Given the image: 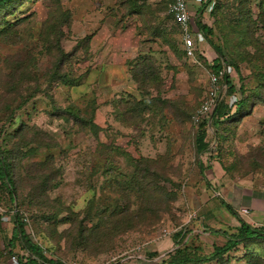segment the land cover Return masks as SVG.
<instances>
[{
	"label": "rangeland",
	"instance_id": "obj_1",
	"mask_svg": "<svg viewBox=\"0 0 264 264\" xmlns=\"http://www.w3.org/2000/svg\"><path fill=\"white\" fill-rule=\"evenodd\" d=\"M170 2L9 0L0 8V82L19 71L14 88L0 89V157L11 180L0 178V207L25 212L31 242L64 263L145 256L143 264H162L174 249L163 230L190 224L216 196L213 164L233 183L264 187V0H215L193 57ZM212 68L222 76L220 106L194 122ZM143 161L170 196L157 219L126 216L138 207L137 186L143 191ZM1 210L0 264H12L21 250ZM230 232L214 259L187 250L175 264H264V236Z\"/></svg>",
	"mask_w": 264,
	"mask_h": 264
},
{
	"label": "trees",
	"instance_id": "obj_2",
	"mask_svg": "<svg viewBox=\"0 0 264 264\" xmlns=\"http://www.w3.org/2000/svg\"><path fill=\"white\" fill-rule=\"evenodd\" d=\"M172 1L173 0H171L169 5L172 3ZM8 2H9V0H0V8H5L8 4ZM210 2L212 5H214L215 0H209V2L207 1V3H210ZM169 5H168V7H169ZM212 11H213V7L211 9V12ZM197 25L200 28V30L202 31V33L205 35L206 34V32H205L206 28L204 26V23L197 21ZM61 33L62 32L59 31V34L56 37L57 39H60L62 37ZM60 71L61 70L58 69L56 74H59ZM13 72H14V76H15L16 80L15 81L7 80L8 78L6 80H3L2 82H0V89L8 90V89L14 88V86L16 85V82H17V76L19 74V71L16 69V70L11 71V73H13ZM11 73L8 76L9 78L12 75ZM211 73L215 74L217 76V78H218L217 83L219 86H222V76L218 72H216L213 68L211 69ZM0 81H1V78H0ZM205 98H206V96H205ZM219 98H220V96H219ZM219 98H218L216 108L212 114L213 116H214V114H217L216 110L220 106L218 104L220 101ZM18 103L20 104L22 102L19 101ZM202 103H203V101H202ZM202 103L200 104V106L202 105ZM206 124H207V119L202 120L199 123V125H197V126H199V128L202 127V129H205ZM1 131L2 130H0V133L4 132V131H2V132ZM4 135L6 136L7 134H4ZM1 141L4 142L5 138H3ZM147 162L148 161H143L139 165L140 168L137 167V173H139L140 176L137 178L136 183H138L140 185V187H143V191H140L138 186H137V191L139 193V196L136 198V203L138 204L137 209L138 208L139 209L138 210L136 209V211L133 213L132 212L126 213V216L129 214L132 217V216H138L141 214V216L142 215L147 216L146 219H149V218H156L157 219V218H160L159 213L161 211H165L169 208L168 204L170 203V199L165 198V197H170V196L166 195V193L164 191H162L160 188H157L147 178V176H149V175H151L153 177L155 175L151 171V168L147 166ZM8 175H9V167L5 166L3 164V159L0 157V178H2V180L5 183L11 184V180L8 179V177H9ZM154 179L156 180L157 178H154ZM147 189H149L151 195L148 197L147 200H145L144 197L147 193L146 192ZM163 201L165 202L166 206H164ZM221 204L224 207H226V209L230 213H233L231 208L229 206H227L223 201H221ZM15 206H17V205H15ZM11 209L12 210L14 209L15 221L13 223H11L10 225L13 229V237L15 239V242H17L19 244L20 250H21V254L19 253V251L12 250L11 255L18 256V258L20 259V264H62V262H63L62 259L59 257H56L55 255L52 256L53 254L51 252H49L48 247L43 246L42 244H40L36 241H35V243L31 242L29 237L25 234L24 228H25V225L27 224L26 222L28 221L25 212L20 211V208H17V207H14ZM4 212L8 213V212H10V209L5 210ZM178 217H180V216H178ZM141 218H143V217H141ZM199 219H200L199 214L197 216L195 214V218L192 219L193 221H191L192 222L191 224L195 223ZM170 229L171 230L169 231L168 235L173 240L174 249L166 255L168 260L162 261L161 262L162 264H175L178 261L182 262V259L185 258L184 256L181 255L182 251L187 252V250H188V253H189V251H193V252L198 251V255H199V253H201L202 258H205V260L210 261V260L214 259L219 252H223L224 250H226L224 248L225 246L220 247V248L215 247L213 249V252L210 255H205L202 252V247L200 245H196L195 239H194L195 237L190 234L192 230H185L183 228V226L180 225V223L173 225ZM261 231L262 230H260V229H255V228L250 227L249 225H247L244 222H240V229H239L238 233L239 234H240V232L243 233L242 236L244 237V239H252V238H259V237L264 236V235H262V234H264V232L263 231L261 232ZM96 232L94 231V234ZM217 233H219V232H217ZM168 235H166V236H168ZM48 255H51V256L49 257ZM149 255H151V254H149ZM149 255H148V257H151ZM23 256H26L25 260H24ZM155 256H156V254H154V257ZM167 258H165V259H167ZM21 259H22V261H21ZM165 259H163V260H165ZM77 263L83 264L81 262H77Z\"/></svg>",
	"mask_w": 264,
	"mask_h": 264
},
{
	"label": "crops",
	"instance_id": "obj_3",
	"mask_svg": "<svg viewBox=\"0 0 264 264\" xmlns=\"http://www.w3.org/2000/svg\"><path fill=\"white\" fill-rule=\"evenodd\" d=\"M207 1L209 2V0L205 2ZM190 2H192V4H190ZM189 5L192 11L195 10L192 7L197 6V12L199 14L196 15V17L200 18L201 12L203 11L202 6L200 7L194 0H190ZM212 171V182L217 185L216 188L213 186L215 190L212 192L216 196L212 198L210 203L202 204L200 209L201 214H199L200 219L198 221L191 224V221H193L191 220L190 224L183 226L185 230H192L190 234L195 237L196 241L198 240L197 244L202 247V252L205 255H210L215 247H223L224 244H226L227 236L231 235L230 230L239 231L240 222H244L250 227L260 229L264 232V187H254L249 181H238V183H233L230 178L227 179L220 174L219 164H213ZM208 193L210 192L208 191ZM202 196L205 195L203 194ZM221 201L229 206L233 213H230L226 207L221 204ZM242 210H246V212L242 213ZM232 219L233 222H231ZM224 220L226 226H230L229 229H225L223 226L222 222H224ZM211 223H216L217 226L215 227L218 228H205V225L211 226ZM220 226L222 227L219 228ZM163 245L174 248L173 240L170 237L163 241ZM146 249L149 250V247L147 246ZM144 257L145 256L138 258L137 264L142 263L141 261Z\"/></svg>",
	"mask_w": 264,
	"mask_h": 264
},
{
	"label": "built area",
	"instance_id": "obj_4",
	"mask_svg": "<svg viewBox=\"0 0 264 264\" xmlns=\"http://www.w3.org/2000/svg\"><path fill=\"white\" fill-rule=\"evenodd\" d=\"M190 0H173L169 5L167 13L168 15L175 21L177 24L179 31L181 42L183 46V50L188 57H193L196 52V48L198 45H201L205 42V36L197 25V21L201 23L204 21L203 16L211 11V3L206 4V0H194L201 7L203 11L201 12V17H196L199 13L198 10H193L189 5ZM206 4V5H205ZM217 76L215 74L210 75V86L207 91L206 98L204 99L202 105L193 116L194 122H198L202 117L206 114H210L217 105L218 98L223 89V85L219 86L217 83ZM4 136V132L0 133V138ZM2 208H0L1 210ZM3 213L4 210H1ZM246 210H242V213H245ZM5 223H13L15 221V212H10L9 214H4ZM192 217V216H191ZM194 217V215H193ZM164 235H168V232L163 230ZM26 256H23L25 260ZM10 261L12 264H20V259L16 255L10 256ZM22 261V259H21ZM25 262V261H24ZM62 264H78L75 261H69L68 263L62 262Z\"/></svg>",
	"mask_w": 264,
	"mask_h": 264
},
{
	"label": "clouds",
	"instance_id": "obj_5",
	"mask_svg": "<svg viewBox=\"0 0 264 264\" xmlns=\"http://www.w3.org/2000/svg\"><path fill=\"white\" fill-rule=\"evenodd\" d=\"M211 3V2H210ZM206 4H209V3H206ZM205 4V5H206ZM212 7H213V5L211 4V9H212ZM210 13H211V11H210ZM210 13H209V15H210ZM213 64V63H212ZM4 214H8V213H4Z\"/></svg>",
	"mask_w": 264,
	"mask_h": 264
}]
</instances>
